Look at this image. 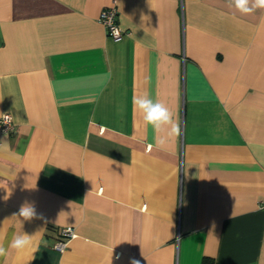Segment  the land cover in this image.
<instances>
[{
    "label": "crops",
    "instance_id": "0c3cea01",
    "mask_svg": "<svg viewBox=\"0 0 264 264\" xmlns=\"http://www.w3.org/2000/svg\"><path fill=\"white\" fill-rule=\"evenodd\" d=\"M145 93L181 127L163 150L133 110ZM3 112L0 264H264V9L0 0ZM25 202L43 219L16 215Z\"/></svg>",
    "mask_w": 264,
    "mask_h": 264
},
{
    "label": "clouds",
    "instance_id": "9594fccd",
    "mask_svg": "<svg viewBox=\"0 0 264 264\" xmlns=\"http://www.w3.org/2000/svg\"><path fill=\"white\" fill-rule=\"evenodd\" d=\"M231 4L241 14L250 15L257 9H264V0H231ZM147 82V81H146ZM132 106L134 111L142 114L145 126H151L154 132L155 147L163 150L172 138L181 135V127L179 122L174 119V114L165 104L158 100H154L149 94L134 95L132 97ZM152 145H149L151 148ZM7 199V197H5ZM25 221H31L35 218L43 219L38 216L34 204L25 202L21 205L19 212L16 214ZM69 231L71 229L69 228ZM32 243L31 236L28 234L15 235L11 241L9 248L17 251L23 250ZM8 250L0 245V257H6ZM131 264H139V261L133 259Z\"/></svg>",
    "mask_w": 264,
    "mask_h": 264
},
{
    "label": "built area",
    "instance_id": "2783aa9c",
    "mask_svg": "<svg viewBox=\"0 0 264 264\" xmlns=\"http://www.w3.org/2000/svg\"><path fill=\"white\" fill-rule=\"evenodd\" d=\"M117 10L115 6H105L100 12L98 19L103 24L106 32L113 38H117L121 35L122 31L116 20ZM15 129V123L8 112H3L0 115V132L11 133ZM69 228L71 231H69ZM73 235V229L71 226H63L59 229V237L53 242L52 246L58 250H62L66 243Z\"/></svg>",
    "mask_w": 264,
    "mask_h": 264
}]
</instances>
